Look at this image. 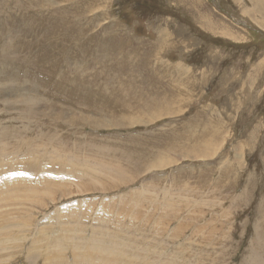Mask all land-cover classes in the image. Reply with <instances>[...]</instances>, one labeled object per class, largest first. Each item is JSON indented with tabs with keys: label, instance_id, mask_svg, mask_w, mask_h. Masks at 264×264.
Masks as SVG:
<instances>
[{
	"label": "rangeland",
	"instance_id": "374dc122",
	"mask_svg": "<svg viewBox=\"0 0 264 264\" xmlns=\"http://www.w3.org/2000/svg\"><path fill=\"white\" fill-rule=\"evenodd\" d=\"M0 57V264H264V0H0Z\"/></svg>",
	"mask_w": 264,
	"mask_h": 264
},
{
	"label": "bare ground",
	"instance_id": "6f19581e",
	"mask_svg": "<svg viewBox=\"0 0 264 264\" xmlns=\"http://www.w3.org/2000/svg\"><path fill=\"white\" fill-rule=\"evenodd\" d=\"M48 1V0H47ZM63 1H65V0H63ZM74 1V0H73ZM256 2H258L259 3V0H255ZM34 2V1H33ZM46 3V2H45ZM100 3V2H99ZM24 5V4H23ZM30 5H31V2H30ZM42 5V4H41ZM32 6V5H31ZM31 6H30V8H31ZM33 7V6H32ZM47 7H50V6H47ZM259 7L260 8H258V9H261L262 7H261V5H259ZM25 8V7H24ZM23 8V9H24ZM34 8V7H33ZM42 8V7H41ZM53 10V9H52ZM24 11V10H23ZM48 13V12H47ZM91 13V12H90ZM90 16V15H89ZM257 17V16H256ZM23 20H24V18H23ZM210 20V19H209ZM32 22V21H31ZM30 22V23H31ZM32 25V24H31ZM117 25V24H116ZM111 26V25H110ZM27 28V27H26ZM210 29H212V28H210ZM72 31V30H71ZM72 33H74V32H72ZM2 34V33H1ZM74 35V34H73ZM77 35V34H76ZM95 35V34H94ZM68 37V36H67ZM70 38V37H69ZM104 39H105V37H104ZM76 42V41H75ZM82 42V41H81ZM112 43V42H111ZM77 44V43H76ZM82 45V44H81ZM12 46V45H11ZM110 46V45H109ZM135 46V45H134ZM77 47V46H76ZM81 47V46H80ZM80 47H78V48H80ZM17 48H19V46H17ZM21 48H23V47H21ZM110 47H108V49H109ZM113 48V47H112ZM134 48V47H133ZM20 49V48H19ZM18 49V50H19ZM130 50V49H129ZM24 51V50H23ZM22 51V52H23ZM111 51L112 50H110V52H105L106 54H111ZM92 52V51H91ZM115 53V52H114ZM91 54V53H90ZM106 54H104V53H100V54H97V56L95 57V59H98V60H102V61H104L105 60V58H106ZM122 54H123V52H122ZM137 54V53H136ZM114 56V55H113ZM115 57V56H114ZM1 58V57H0ZM4 58V57H3ZM19 58V57H18ZM110 58V57H109ZM125 58V57H124ZM128 58V57H127ZM130 58H131V56H130ZM120 59H122V58H120ZM107 60V59H106ZM112 60V59H111ZM126 60V59H125ZM97 63H98V61L97 60H95ZM131 61V60H130ZM105 62V61H104ZM110 62V61H109ZM120 62H122L121 60H120ZM139 62V61H138ZM100 63H102V62H100ZM119 63V62H118ZM113 64V63H112ZM120 64V63H119ZM145 64H146V62H145ZM148 64V63H147ZM147 64H146V66H147ZM15 66H16V64H14ZM18 66V65H17ZM20 66H22V65H20ZM98 66V65H97ZM107 66V65H106ZM105 66V67H106ZM116 66V65H115ZM120 66V65H119ZM130 66H132V65H130ZM142 67V66H141ZM22 68V67H21ZM108 68V67H107ZM112 68V67H111ZM117 68H119V67H117ZM139 68V67H138ZM23 69H24V67H23ZM49 69V68H48ZM146 69V68H145ZM179 69V68H178ZM19 70V69H18ZM21 70V69H20ZM119 70V69H118ZM136 70V69H135ZM109 71V70H108ZM111 71V70H110ZM148 71V70H147ZM171 71V70H170ZM174 71V70H173ZM28 72V71H27ZM172 72V71H171ZM23 73V72H22ZM21 73V74H22ZM63 73H65V71L63 72ZM144 73H146V72H144ZM148 73V72H147ZM151 73V72H150ZM174 73V72H173ZM180 73V72H179ZM17 74V73H16ZM111 74V73H110ZM154 74V73H153ZM23 75V74H22ZM21 75V76H22ZM106 76V75H105ZM108 76V75H107ZM107 76H106V78H107ZM151 76V75H150ZM23 77V76H22ZM33 78H34V76H32ZM176 78V77H175ZM178 78V77H177ZM30 80H31V78H30ZM37 80V79H36ZM32 81V80H31ZM30 81V82H31ZM144 81V80H143ZM19 82V81H18ZM20 82H21V80H20ZM29 83V82H28ZM124 84V83H123ZM122 84V85H123ZM137 84V83H136ZM81 85V84H80ZM131 85H133V84H131ZM34 86V85H33ZM32 86V87H33ZM136 86V85H135ZM127 87V86H126ZM138 87V86H137ZM55 88V87H54ZM79 88V87H78ZM115 88V87H114ZM124 88V87H123ZM104 90V89H103ZM135 90V89H134ZM87 91V90H86ZM99 91V90H98ZM118 92V91H117ZM120 92V91H119ZM126 92V91H125ZM137 92V91H136ZM139 92V91H138ZM94 94V93H93ZM106 94V93H105ZM111 94V93H110ZM138 94V93H137ZM130 95V94H129ZM111 97V96H110ZM116 97V96H115ZM113 99V98H112ZM115 99V98H114ZM1 101V100H0ZM116 101H117V99H116ZM149 102V101H148ZM150 104V103H149ZM120 106V105H119ZM173 106V105H172ZM29 111L31 112L32 110V108H33V106H31V105H29ZM66 108V107H65ZM173 108V107H172ZM121 109V108H120ZM109 111V110H108ZM123 114H124V112H123ZM20 115V114H19ZM33 116V115H32ZM19 117V116H18ZM16 118V117H15ZM69 118V117H68ZM31 120V119H30ZM82 120V119H81ZM126 120H127V118H126ZM17 121V120H16ZM23 121V120H22ZM75 121V120H74ZM132 121V120H131ZM14 122H15V120H14ZM28 122V121H27ZM129 122V121H128ZM73 123V122H72ZM0 126H3V124H1ZM0 131H3L2 133H1V135L3 134V133H5V134H7L8 135V133L10 134V132H13V129H12V127H3V128H1L0 129ZM14 133V132H13ZM75 133H77V132H75ZM214 133V132H213ZM215 134V133H214ZM12 135V134H11ZM21 135V134H20ZM20 137H22V136H20ZM1 138V137H0ZM11 138V137H10ZM73 138V137H72ZM58 140H60V139H58ZM75 140V139H74ZM23 141V140H22ZM69 142V141H68ZM212 143V142H211ZM62 144V143H61ZM180 146V145H179ZM78 147H80V146H78ZM83 147V146H82ZM130 148V147H129ZM82 149V148H81ZM126 149V148H125ZM63 151V150H62ZM99 151V150H98ZM156 151V150H155ZM91 152V151H90ZM159 152V151H158ZM84 153V152H83ZM94 154V153H93ZM98 154V153H97ZM100 156V155H99ZM126 156V155H125ZM85 160V159H84ZM87 167V166H86ZM77 168V167H76ZM90 169V168H89ZM83 172V171H82ZM81 175V174H80ZM107 176V175H106ZM48 181V180H47ZM190 181V180H189ZM47 185V184H46ZM153 185V184H152ZM150 187V186H149ZM16 188V187H15ZM48 188V187H47ZM168 188V187H167ZM180 188V187H179ZM214 188V187H213ZM174 190V189H173ZM190 190V189H189ZM188 190V191H189ZM178 191V190H177ZM175 193V192H174ZM163 194V193H162ZM3 195V194H2ZM149 195V194H148ZM190 195V194H189ZM65 196V195H64ZM33 198H34V196H32ZM42 198V197H41ZM123 198V197H122ZM35 199V198H34ZM38 199V198H37ZM36 199V200H37ZM129 200V199H128ZM145 200V199H144ZM50 201V200H49ZM141 201V200H140ZM192 201V200H191ZM32 202H33V200H32ZM47 202V201H46ZM132 203V202H131ZM29 204V203H28ZM145 204V203H144ZM186 204V203H185ZM38 205V204H37ZM138 205V204H137ZM140 206V205H139ZM185 206V205H184ZM29 207V206H28ZM31 208V207H30ZM38 208V207H37ZM28 211V210H27ZM177 211V210H176ZM182 212V211H181ZM189 213V212H188ZM206 213V212H205ZM133 214V213H132ZM127 215V214H126ZM153 215V214H152ZM185 216V215H184ZM143 218V217H142ZM151 220V219H150ZM102 221V220H101ZM178 221H180V220H178ZM135 222V221H134ZM138 222V221H137ZM141 223V222H140ZM218 223V222H217ZM199 224V223H198ZM41 225V224H40ZM142 225V224H141ZM157 225V224H156ZM122 226V225H121ZM134 226V225H133ZM27 227V226H26ZM118 227V226H117ZM174 228V227H173ZM64 229V228H63ZM132 229V228H131ZM125 230V229H124ZM29 231V230H28ZM70 231V230H69ZM71 232V231H70ZM127 232V231H126ZM258 232V231H257ZM3 233V232H2ZM1 233V234H2ZM79 233V232H78ZM92 233H93V231H92ZM124 233V232H123ZM156 233V232H155ZM192 234V233H191ZM4 235V234H3ZM120 235V234H119ZM229 235V234H228ZM9 236V235H8ZM37 236V235H36ZM51 236V235H50ZM208 236V235H207ZM6 237V236H5ZM10 237V236H9ZM93 237V236H92ZM98 237V236H97ZM128 237V236H127ZM147 237V236H146ZM209 237V236H208ZM4 238V237H3ZM42 238H43V236H42ZM48 238V237H47ZM105 238V237H104ZM111 238V237H110ZM129 238V237H128ZM133 238V237H132ZM213 238V237H212ZM225 238V237H224ZM26 239V238H25ZM36 239V238H35ZM101 239V238H100ZM114 239H116V238H114ZM2 240V239H1ZM0 240V241H1ZM5 240V239H4ZM27 240V239H26ZM40 240V239H39ZM47 240V239H46ZM51 240V239H50ZM68 240V239H67ZM105 240V239H104ZM140 240V239H139ZM155 241V240H154ZM2 242V241H1ZM9 242V241H8ZM7 242V243H8ZM105 242V241H104ZM137 242V241H136ZM147 242V241H146ZM46 243H47V241H46ZM92 243V242H91ZM94 243V242H93ZM92 243V244H93ZM178 243V242H177ZM21 244V243H20ZM26 244V243H25ZM56 244V243H55ZM58 244V243H57ZM83 244V243H82ZM104 244V243H103ZM117 244V243H116ZM123 244V243H122ZM4 245V244H3ZM38 245H40V244H38ZM48 245H50V244H48ZM52 245V244H51ZM63 245V244H62ZM68 245H69V243H68ZM81 245V244H80ZM85 245V244H84ZM88 245V244H87ZM102 245V244H101ZM100 245V247L102 248H104V246H101ZM107 245V244H106ZM105 245V248L107 247ZM124 245V244H123ZM122 245V248H124V246ZM72 246V245H71ZM97 247H98V245H96ZM13 247V246H12ZM11 247V248H12ZM37 247V246H36ZM62 247H64V246H62ZM99 247V248H100ZM110 247V246H109ZM114 247H115V245H114ZM114 247H111V250H112V248H114ZM118 248L120 247L121 248V246H117ZM116 247V248H117ZM127 247V246H126ZM125 247V248H126ZM191 247V246H190ZM215 247V246H214ZM19 248V247H18ZM24 248V247H23ZM38 248V247H37ZM36 248V249H37ZM41 248V247H40ZM83 248V247H82ZM92 248V247H91ZM90 248V249H91ZM108 248V247H107ZM107 248H106V250H107ZM213 248V247H212ZM53 249V248H52ZM68 249H69V247H68ZM72 249H73V247H72ZM81 249V248H80ZM93 249H95V248H93ZM108 249H110V248H108ZM127 249V248H126ZM126 249H124V250H122L121 252H123V253H121L120 255L121 256H119V258L115 261L116 262V264H130V263H128V262H125V261H123L122 259H123V257L126 255ZM128 249H129V246H128ZM127 249V250H128ZM187 249V248H186ZM228 249V248H227ZM22 250V249H21ZM38 250V249H37ZM36 250V251H37ZM41 250V249H40ZM57 250V249H56ZM79 250V249H78ZM102 250H104V249H102ZM117 250V249H116ZM119 250V249H118ZM17 251V250H16ZM53 251V250H52ZM73 251H76V250H73ZM79 251H81V250H79ZM88 251V250H87ZM110 251V250H109ZM114 251V250H113ZM139 251V250H138ZM14 252V251H13ZM43 252V251H42ZM57 252V251H56ZM89 252V251H88ZM93 252V251H92ZM98 252V251H97ZM150 252H151V250H150ZM54 253V252H53ZM72 253V252H71ZM82 253V252H81ZM94 253H96V252H94ZM113 253H116L115 251L114 252H111V254L113 255ZM214 253V252H213ZM258 253V252H257ZM17 254V253H16ZM52 254V253H51ZM73 254V253H72ZM97 254V253H96ZM110 254V253H109ZM134 254V253H133ZM132 254V255H133ZM154 254V253H153ZM20 255V254H19ZM42 255V254H41ZM82 256H83V254H81ZM85 255V254H84ZM93 255V254H92ZM98 255V254H97ZM111 255V256H112ZM114 255H118V253H116V254H114ZM127 255H130V254H127ZM136 256V255H135ZM75 257V256H74ZM88 257V256H87ZM93 257H95V255L93 256ZM98 257V256H97ZM107 257V256H106ZM131 257V256H130ZM129 257V258H130ZM157 257V256H156ZM165 257V256H164ZM163 257V258H164ZM189 257V256H188ZM29 258V257H28ZM57 258V257H56ZM56 258H54V259H56ZM90 258V257H89ZM99 258H100V256H99ZM99 258H98V260H99ZM108 258V257H107ZM133 258V257H132ZM143 258V257H142ZM50 259H52V258H50ZM49 259V260H50ZM79 259L80 258H78V262H79ZM81 259H83V260H85V257L84 258H81ZM109 260H111L112 258H108ZM126 259H127V257H126ZM139 259V258H138ZM148 259V258H147ZM27 260V259H26ZM65 260V259H64ZM76 260V259H75ZM88 260V259H87ZM86 260V262H88L89 263V261H87ZM97 260V259H96ZM96 260H94V262L96 261ZM101 260V259H100ZM100 260H99V262H100ZM129 260H131V259H129ZM133 260V259H132ZM137 260V259H136ZM146 260V259H145ZM192 260V259H191ZM61 261H62V259H61ZM60 261V262H61ZM92 261V260H91ZM90 261V262H91ZM102 262H103V259L101 260ZM173 261V260H172ZM176 261V260H175ZM29 262V261H28ZM64 262V261H63ZM78 262H77V264H78ZM80 262H81V264H82V261L80 260ZM84 262V261H83ZM107 262V261H106ZM113 262V261H112ZM111 262V263H112ZM133 262V261H132ZM137 262H139V261H137ZM142 261H140V263H141ZM174 262V261H173ZM85 263V262H84ZM93 263V262H92ZM148 263V262H147ZM156 263H157V261H156ZM175 264H176V262H174ZM181 263V262H180ZM32 264V263H31ZM75 264H76V261H75ZM86 264V263H85ZM95 264V263H94ZM114 264V263H113ZM146 264V263H145Z\"/></svg>",
	"mask_w": 264,
	"mask_h": 264
}]
</instances>
